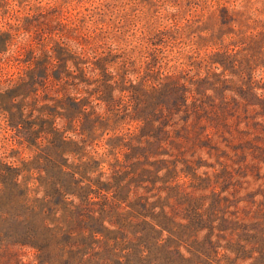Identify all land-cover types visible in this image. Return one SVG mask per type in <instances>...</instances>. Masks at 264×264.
I'll return each instance as SVG.
<instances>
[{
  "label": "rangeland",
  "instance_id": "1",
  "mask_svg": "<svg viewBox=\"0 0 264 264\" xmlns=\"http://www.w3.org/2000/svg\"><path fill=\"white\" fill-rule=\"evenodd\" d=\"M0 264H264V0H0Z\"/></svg>",
  "mask_w": 264,
  "mask_h": 264
}]
</instances>
